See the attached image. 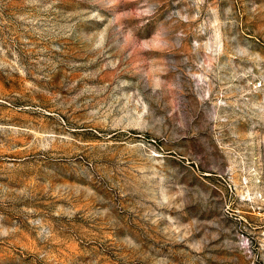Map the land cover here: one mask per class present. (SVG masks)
Returning a JSON list of instances; mask_svg holds the SVG:
<instances>
[{"label":"rangeland","instance_id":"obj_1","mask_svg":"<svg viewBox=\"0 0 264 264\" xmlns=\"http://www.w3.org/2000/svg\"><path fill=\"white\" fill-rule=\"evenodd\" d=\"M0 264H264V0H0Z\"/></svg>","mask_w":264,"mask_h":264}]
</instances>
